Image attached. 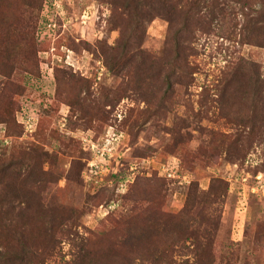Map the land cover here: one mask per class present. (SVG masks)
Returning a JSON list of instances; mask_svg holds the SVG:
<instances>
[{
  "label": "rangeland",
  "instance_id": "rangeland-1",
  "mask_svg": "<svg viewBox=\"0 0 264 264\" xmlns=\"http://www.w3.org/2000/svg\"><path fill=\"white\" fill-rule=\"evenodd\" d=\"M218 4L222 10L210 23L211 31L199 32L192 42L193 81L184 98L167 101L166 115L163 109L148 108L142 97L143 93L157 100L159 66L147 70L148 62L132 57L121 61L125 65L121 71L112 72L106 65V55L109 66L114 63V52L107 47H115L117 53L120 49L115 46L124 20L119 9L107 0H44L34 28L38 74H22L24 91L15 114L22 134L7 135L0 124V146L15 145L13 150H19L31 144L52 156L43 163L48 176L42 196L74 206L80 234L107 230L109 217L126 211L120 196L139 177L162 178L168 194L165 209L178 212L192 180L206 189L210 178L218 176L228 190L212 205L220 214L213 264H264V91L255 96L260 108L247 130L242 121L247 108L240 102L221 113L192 118L206 92L219 96L208 88L234 64L248 61L244 66L248 70L255 64L264 78V47L241 42L243 12L258 5L241 13L235 1ZM166 33L167 22L155 16L145 25L140 48L160 58ZM56 68L90 83L89 103L84 85L72 107L57 98ZM144 69L153 74L150 88L142 84L147 79ZM222 100L241 101L229 92ZM26 119L35 123L31 131L24 126ZM170 131L181 135L180 144L175 145ZM62 251H68L64 242ZM46 264L61 263L53 258Z\"/></svg>",
  "mask_w": 264,
  "mask_h": 264
},
{
  "label": "trees",
  "instance_id": "trees-1",
  "mask_svg": "<svg viewBox=\"0 0 264 264\" xmlns=\"http://www.w3.org/2000/svg\"><path fill=\"white\" fill-rule=\"evenodd\" d=\"M107 1L115 10L119 9L124 18L115 43L119 52H115V47H107L110 54L114 52L113 67L107 62L108 55L105 56L108 69L121 71L131 57L148 62L151 66L147 70H156L159 66L161 78L158 79L157 100L143 93L142 97L148 108L163 109L168 115L167 101L175 96L184 98L193 81L196 65L190 58L194 50L192 42L199 32L211 31L210 23L222 10L217 5L218 0ZM231 1L239 5L241 13L253 3L258 5L255 8L249 6L250 12H243L245 28H241V42L264 47V0ZM43 2L0 0V124L5 125L7 135L22 134L15 114L19 109L18 96L24 91L22 74H38L34 28ZM155 16L167 22L164 55L160 58L152 57L140 48L145 25ZM247 62L234 64L217 76L213 89L208 90L217 91L219 96L210 97V92H206L200 108L193 113V120H198L203 113L215 115L224 109H232L235 102H240L247 108L242 120L247 130L260 108L255 96L264 91V78L260 77L258 67L254 64L248 70L244 67ZM126 66L130 68L131 64ZM147 70L144 69L147 79L142 84L150 88L153 74ZM246 70L248 73L243 76L241 73ZM54 76L58 99L72 107L75 103L72 99L79 97L84 85L87 89L84 99L90 102V83L62 68H56ZM226 92L241 101L223 102ZM93 105L98 107L97 102ZM208 133L211 135L214 130ZM180 139L181 135L172 136L175 145L180 144ZM14 147L0 146V264H46L53 258H58L61 264L215 262L214 242L220 214L217 215V209L212 205L221 202L227 193L228 184L223 178L211 177L206 189L200 188L197 180H192L182 208L170 212L165 209L168 194L164 180L159 176L139 177L120 196L126 211L109 217L110 227L103 233L82 235L77 229L74 206L61 204L54 196L46 199L42 196L48 176L43 163L47 159L50 161L52 156L48 157L44 149L31 144L21 145L19 150H13ZM63 242L68 246L67 252L62 251Z\"/></svg>",
  "mask_w": 264,
  "mask_h": 264
},
{
  "label": "built area",
  "instance_id": "built-area-1",
  "mask_svg": "<svg viewBox=\"0 0 264 264\" xmlns=\"http://www.w3.org/2000/svg\"><path fill=\"white\" fill-rule=\"evenodd\" d=\"M33 125H35L34 122L30 121V119H26L24 126L27 130L31 131Z\"/></svg>",
  "mask_w": 264,
  "mask_h": 264
}]
</instances>
